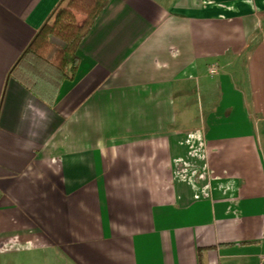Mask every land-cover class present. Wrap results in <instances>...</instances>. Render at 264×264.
Instances as JSON below:
<instances>
[{
    "label": "crops",
    "instance_id": "1",
    "mask_svg": "<svg viewBox=\"0 0 264 264\" xmlns=\"http://www.w3.org/2000/svg\"><path fill=\"white\" fill-rule=\"evenodd\" d=\"M59 1L0 0V264H264V0H109L8 78Z\"/></svg>",
    "mask_w": 264,
    "mask_h": 264
},
{
    "label": "trees",
    "instance_id": "2",
    "mask_svg": "<svg viewBox=\"0 0 264 264\" xmlns=\"http://www.w3.org/2000/svg\"><path fill=\"white\" fill-rule=\"evenodd\" d=\"M109 0H60L33 39L19 55L7 77L28 79L31 67H42L53 78H71L76 51ZM78 16H82L79 21ZM40 78V77H38ZM44 79V78H43ZM34 77L31 82L36 83ZM34 85V84H33Z\"/></svg>",
    "mask_w": 264,
    "mask_h": 264
},
{
    "label": "rangeland",
    "instance_id": "3",
    "mask_svg": "<svg viewBox=\"0 0 264 264\" xmlns=\"http://www.w3.org/2000/svg\"><path fill=\"white\" fill-rule=\"evenodd\" d=\"M176 96H177L176 99L179 101L181 95L176 94ZM198 96L199 95L197 94V92L196 93L195 92L190 93L187 96L188 99H192L193 104H191V105L194 106L193 108L191 107L190 112H191V110H193V111L195 110L196 116H198V104H199V99H198L199 97ZM197 100H198V103H197ZM261 145H262V148H263V155H264V138H262V140H261Z\"/></svg>",
    "mask_w": 264,
    "mask_h": 264
},
{
    "label": "built area",
    "instance_id": "4",
    "mask_svg": "<svg viewBox=\"0 0 264 264\" xmlns=\"http://www.w3.org/2000/svg\"><path fill=\"white\" fill-rule=\"evenodd\" d=\"M217 70V67L215 65H212L210 68V74H214Z\"/></svg>",
    "mask_w": 264,
    "mask_h": 264
}]
</instances>
